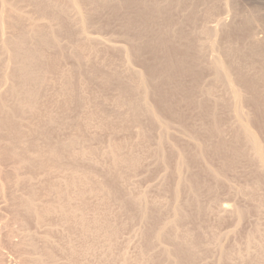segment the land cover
I'll return each instance as SVG.
<instances>
[{
	"label": "rangeland",
	"instance_id": "374dc122",
	"mask_svg": "<svg viewBox=\"0 0 264 264\" xmlns=\"http://www.w3.org/2000/svg\"><path fill=\"white\" fill-rule=\"evenodd\" d=\"M74 1L0 0V264H264V0Z\"/></svg>",
	"mask_w": 264,
	"mask_h": 264
},
{
	"label": "bare ground",
	"instance_id": "6f19581e",
	"mask_svg": "<svg viewBox=\"0 0 264 264\" xmlns=\"http://www.w3.org/2000/svg\"><path fill=\"white\" fill-rule=\"evenodd\" d=\"M71 2H72V5L74 6V8H76L77 7V5H76V1H74V0H71ZM246 23V25H248V23H250L249 22V18H248V20L245 22ZM253 149H254V151H255V153H256V155L257 156H259V148L256 146V144H254L253 143Z\"/></svg>",
	"mask_w": 264,
	"mask_h": 264
}]
</instances>
